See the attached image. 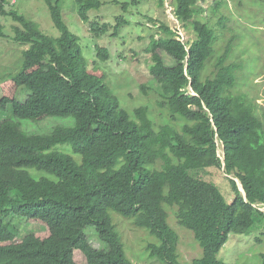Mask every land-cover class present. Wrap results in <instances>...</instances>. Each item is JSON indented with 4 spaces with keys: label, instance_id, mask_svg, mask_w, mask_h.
Instances as JSON below:
<instances>
[{
    "label": "trees",
    "instance_id": "1",
    "mask_svg": "<svg viewBox=\"0 0 264 264\" xmlns=\"http://www.w3.org/2000/svg\"><path fill=\"white\" fill-rule=\"evenodd\" d=\"M7 1L0 0V20L10 16L19 23L11 37L27 48L20 52L19 69L7 77L24 95L0 98V112L10 110V117L0 119V264H79L71 243L87 239L90 230L100 246L87 240L85 264H134L110 211L154 236L157 242L145 250L164 264H184L168 208H175L178 224L192 232L202 250L189 264H228L217 255L229 234L264 230L258 205H264V122L245 94L233 93L240 64L230 57L232 41L214 48L216 32L198 18L205 9L197 0H172L176 18L184 28L191 26L193 39L182 41L168 23L159 22L162 35L151 37L146 49L152 54L149 74L160 90L157 106L174 120L182 118L179 128L170 123L155 128L147 105L131 112L122 108L103 76L88 71L78 37L62 18V0H44L56 37L6 9ZM74 1L92 36L110 31L109 22L89 20V11L99 9L102 0ZM220 3L214 0V9ZM115 19L113 35L129 22L121 14ZM95 55L106 61L109 51L96 46ZM214 58V75L202 78L205 63ZM49 116L70 117L73 124L39 133L20 122ZM57 145H68L79 161L53 149ZM209 167L226 173L229 203L214 182L202 177ZM30 168L49 177H35ZM224 208L225 220L217 229ZM14 216L41 221L57 229L61 239L29 232L17 241L10 225Z\"/></svg>",
    "mask_w": 264,
    "mask_h": 264
},
{
    "label": "rangeland",
    "instance_id": "2",
    "mask_svg": "<svg viewBox=\"0 0 264 264\" xmlns=\"http://www.w3.org/2000/svg\"><path fill=\"white\" fill-rule=\"evenodd\" d=\"M7 2L6 9H13L18 14H23L36 22L45 34L58 36L44 0H8ZM102 2L99 9L90 10L88 14L90 21L111 24L110 31L100 37H94L88 31V23L79 18L78 5L74 0L61 2L62 18L69 30L78 37L79 46L88 63V71L97 76H103V82L117 97L122 108L131 112L135 107L147 105L149 117L155 128L164 123H170L179 128L184 120L180 117L174 120L167 109L157 106L160 90L149 74L152 54L146 49L151 37L159 38L162 35L158 26L159 22L168 23L172 29L176 30V34L180 31L183 35V37L180 36L182 41L186 39L190 41L195 37L193 29L191 26L184 28L178 21L174 14L172 0H164L162 6L158 4V0H102ZM123 2H127L125 8H123ZM220 2L214 9V0H197V5L205 9L198 18L207 22L215 30L217 38L214 48L217 50L224 48L226 43L232 41L230 57L240 64L237 72L240 74H238L233 93L245 94L264 122V0H220ZM120 14L127 17L129 22L122 24L113 35L115 18ZM151 17L155 22L149 20ZM0 22L4 32V36L0 37V98H12L23 93L19 92L14 82L7 77L19 69L17 63L21 62L20 52L23 48H27V45H21L11 37L14 34L13 27L19 26L18 22L10 16H2ZM220 23L224 24L223 28ZM96 46L108 49L109 57L106 61L97 58ZM165 59L166 63H170L167 56ZM213 63L215 58L205 63L202 78L214 75L216 70ZM6 117H10L9 106L0 112V119ZM20 122L27 124L25 128L23 127L24 129L39 133L49 132L54 126L73 124L72 118L58 116L43 117L36 122L25 120ZM218 146V152L222 158L223 148L221 144ZM55 148L70 154L77 161L80 159L79 155L72 153L68 145H57L53 149ZM28 171L35 177L43 175L49 177L41 170L30 168ZM201 175L218 186L227 203L232 200L227 175L222 167L206 168ZM236 181L240 186L237 179ZM260 207L264 211V205ZM110 216L124 244V252L134 264H164L156 258L149 257L145 250L146 244L157 242L154 236L145 229L134 226L130 219L123 218L114 211H110ZM225 216L224 208L218 213L217 229H221ZM10 221L11 230L16 234L17 241L29 232L39 238L52 236L61 239L57 229L50 228L41 221L15 216ZM168 223L178 235L177 253L180 262L189 264L194 258L200 257L202 253L200 246L194 240L192 232L178 224L175 208H168ZM87 235V239L71 243L74 248V260L79 264H85L87 240L95 247L100 246L93 231H88ZM217 257L228 264H264V230L253 229L248 234H229L228 240Z\"/></svg>",
    "mask_w": 264,
    "mask_h": 264
},
{
    "label": "built area",
    "instance_id": "3",
    "mask_svg": "<svg viewBox=\"0 0 264 264\" xmlns=\"http://www.w3.org/2000/svg\"><path fill=\"white\" fill-rule=\"evenodd\" d=\"M180 36L183 37V35L180 33V31L177 33V38L181 40ZM259 205V204H258ZM259 209H261L260 205H259Z\"/></svg>",
    "mask_w": 264,
    "mask_h": 264
},
{
    "label": "water",
    "instance_id": "4",
    "mask_svg": "<svg viewBox=\"0 0 264 264\" xmlns=\"http://www.w3.org/2000/svg\"><path fill=\"white\" fill-rule=\"evenodd\" d=\"M239 189H240V191L243 193V195H244V191H243V188H242V186L240 185L239 186Z\"/></svg>",
    "mask_w": 264,
    "mask_h": 264
},
{
    "label": "clouds",
    "instance_id": "5",
    "mask_svg": "<svg viewBox=\"0 0 264 264\" xmlns=\"http://www.w3.org/2000/svg\"><path fill=\"white\" fill-rule=\"evenodd\" d=\"M178 21H179V20H178ZM186 40H187V39H186ZM259 205L261 206V205H263V204L261 203V204H259Z\"/></svg>",
    "mask_w": 264,
    "mask_h": 264
}]
</instances>
